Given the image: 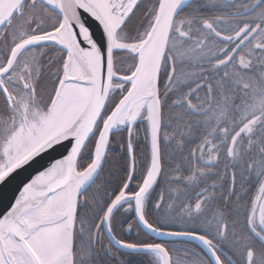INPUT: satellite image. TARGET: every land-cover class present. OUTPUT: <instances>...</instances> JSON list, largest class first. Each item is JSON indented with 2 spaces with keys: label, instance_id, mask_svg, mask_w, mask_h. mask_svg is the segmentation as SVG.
Segmentation results:
<instances>
[{
  "label": "snow or ice",
  "instance_id": "obj_1",
  "mask_svg": "<svg viewBox=\"0 0 264 264\" xmlns=\"http://www.w3.org/2000/svg\"><path fill=\"white\" fill-rule=\"evenodd\" d=\"M28 168L0 264H264V0H0Z\"/></svg>",
  "mask_w": 264,
  "mask_h": 264
},
{
  "label": "water",
  "instance_id": "obj_2",
  "mask_svg": "<svg viewBox=\"0 0 264 264\" xmlns=\"http://www.w3.org/2000/svg\"><path fill=\"white\" fill-rule=\"evenodd\" d=\"M33 173V168L22 170L15 174L10 180L0 186V212H2L13 198L18 195V190L24 182Z\"/></svg>",
  "mask_w": 264,
  "mask_h": 264
},
{
  "label": "rangeland",
  "instance_id": "obj_3",
  "mask_svg": "<svg viewBox=\"0 0 264 264\" xmlns=\"http://www.w3.org/2000/svg\"><path fill=\"white\" fill-rule=\"evenodd\" d=\"M131 237H134V234H130V238H131Z\"/></svg>",
  "mask_w": 264,
  "mask_h": 264
},
{
  "label": "trees",
  "instance_id": "obj_4",
  "mask_svg": "<svg viewBox=\"0 0 264 264\" xmlns=\"http://www.w3.org/2000/svg\"><path fill=\"white\" fill-rule=\"evenodd\" d=\"M132 238V237H131Z\"/></svg>",
  "mask_w": 264,
  "mask_h": 264
}]
</instances>
